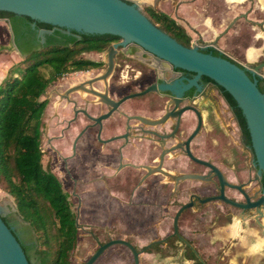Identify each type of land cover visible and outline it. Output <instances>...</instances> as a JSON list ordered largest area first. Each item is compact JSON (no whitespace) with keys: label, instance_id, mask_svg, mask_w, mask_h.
I'll return each instance as SVG.
<instances>
[{"label":"water","instance_id":"obj_1","mask_svg":"<svg viewBox=\"0 0 264 264\" xmlns=\"http://www.w3.org/2000/svg\"><path fill=\"white\" fill-rule=\"evenodd\" d=\"M8 21L17 54L115 43L103 80L41 96L40 153L77 220L73 264H140L176 234L190 244L179 215L202 205L264 215V61L247 68L219 38L184 45L138 0H0ZM7 213L0 264H32Z\"/></svg>","mask_w":264,"mask_h":264},{"label":"trees","instance_id":"obj_2","mask_svg":"<svg viewBox=\"0 0 264 264\" xmlns=\"http://www.w3.org/2000/svg\"><path fill=\"white\" fill-rule=\"evenodd\" d=\"M143 11L156 25L191 46V34L174 16L151 4L144 5ZM106 45H68L63 47L65 53L29 48L21 64L9 69L0 83V183L35 231L36 264H71L77 243L72 205L64 192L52 187L40 153L41 96L69 71L95 65L97 62L84 57L83 52ZM213 46L229 55L218 45ZM24 246L30 256V246ZM190 257L196 259L195 264H202L193 252Z\"/></svg>","mask_w":264,"mask_h":264},{"label":"rangeland","instance_id":"obj_3","mask_svg":"<svg viewBox=\"0 0 264 264\" xmlns=\"http://www.w3.org/2000/svg\"><path fill=\"white\" fill-rule=\"evenodd\" d=\"M255 1L256 0H251L249 2V4L252 5L250 10L254 7ZM141 7L142 10H144V6L142 5ZM254 16L258 17L261 21L256 22L254 19H238L230 29L222 35L226 37L228 45L225 47L218 45L230 56L245 64L252 62L246 59V51L249 48L261 50L262 55L259 56L256 61L264 60V10L256 9ZM180 23H182L191 34L193 41L197 43L206 42L205 39L199 35L197 29L193 32L189 28L190 26H187L184 22ZM11 36L12 32L9 23H0V66L3 67L7 74L9 69L21 64L23 59L22 54H17L13 51ZM261 71L264 75V67ZM77 75L79 74L69 73L66 74L64 78H58L53 81L47 87V91L43 96L47 95L49 92L55 91L59 83L65 82L66 80L71 81L75 77H78ZM6 208H8L7 215L11 218L12 222L16 224L20 234L27 235L28 240L31 238L35 239V231L29 222L23 219L18 211L14 197L5 189L4 185L0 183V209ZM261 222L264 224V219H262ZM262 227L261 224L255 221H241L240 215L235 212H185L181 220L182 231L195 242V245L200 247L201 251L209 259L210 264H238L241 260H238V256L242 257L243 264H264V247L256 251L252 248L253 244L259 242V240H262V237H264V233H262L264 227ZM243 228L244 230H242ZM249 235L250 238H248ZM238 237H241V239H238ZM236 240H239V243H232L233 241L236 242ZM241 248L251 250V255H247V257L241 255ZM76 251L77 245L72 254L71 264H73ZM169 253L170 254L166 257L155 253L141 261V264H192V262H184L181 253H175L173 251ZM223 255L225 259H222ZM33 258L37 263L35 255Z\"/></svg>","mask_w":264,"mask_h":264},{"label":"crops","instance_id":"obj_4","mask_svg":"<svg viewBox=\"0 0 264 264\" xmlns=\"http://www.w3.org/2000/svg\"><path fill=\"white\" fill-rule=\"evenodd\" d=\"M138 1L141 6L151 4L163 11H166L167 13L174 16L178 21L184 22L187 24V26H190L189 28L193 32H195L194 30L197 29L199 31V35L202 36L206 42H212L214 39L219 38L218 45L222 47L227 46L228 42L226 37H223L221 34L228 28L229 24L234 19H254L256 22H259L261 20H259L258 17H255L254 13L256 9L264 10V0H256L252 10H250L252 5L249 4L251 0ZM218 33L220 34L217 35ZM261 55L262 51L257 48H249L246 51V59L248 61L255 62ZM6 75L7 72L2 66H0V83L3 81Z\"/></svg>","mask_w":264,"mask_h":264},{"label":"flooded vegetation","instance_id":"obj_5","mask_svg":"<svg viewBox=\"0 0 264 264\" xmlns=\"http://www.w3.org/2000/svg\"><path fill=\"white\" fill-rule=\"evenodd\" d=\"M8 23H9V25L11 27L10 21H8ZM11 32H12V36L11 37H12V43H13V42H15V38H14V35H13L12 28H11ZM207 43L208 42H205V43L198 42V44L200 46H203V47L208 46V45H212V44H207ZM112 44H115V43H107V45L104 48H102V49H93V50H89V51H84L83 52V56L84 57L89 58V59H91V60H93V61H95L97 63L95 65H92L91 67H88V68H83V69H77V70L69 71L67 74H69V73L70 74L71 73H77V74H79V75L81 74V75L80 76L77 75L78 77H75L71 81L66 80L65 82L59 83L58 84V88H56V90L60 89L61 87H63L64 85H66L68 83L103 80L104 79V71H105V62L110 60L109 46L112 45ZM216 45H218V43ZM122 47H123V45H119V46L116 47V52L113 54V57L115 56V54ZM32 49H34V48H32ZM26 54H27V52L22 54V56H24ZM263 61L251 62V63H249V64H247L245 66L247 68L251 69L252 66H255L258 63L263 62ZM259 74L264 76L262 74L261 70H260ZM65 76H66V74L63 77H61V78H64ZM263 211H264V208H263ZM185 212H233V211H231V210H229V209H227V208H225V207H223L221 205H202V206H200L198 208L181 212L180 215H179V220H178L179 232H180V234H182V236H184L190 242V244H188L185 240H183L179 235L176 234V238L173 241V243L171 244L170 248L168 250L159 251L156 254H160V255L166 257V256H168L170 254L169 252H171V251H173L175 253H181L182 256H183L184 262H186V263L192 262V264H195L196 259L190 257L191 252H193L196 255V257L198 258V260H200L202 262L200 257L197 255V253L193 249V247H195V249L199 252L201 257L205 260V262L207 264H210L209 259L201 251L200 247L198 245H195V242L188 235H186L181 229V220H182V216H183V214ZM240 218H241V221H243V222H248V220L255 221L256 223L261 224L264 227V224L261 222V220L264 219V215H261L257 210L253 211L252 213H250L246 217H243V216L240 215ZM75 220H76V217H75ZM6 222L10 225V227H16L15 233L16 234H20V231L18 230V227L16 226L15 223L12 222L11 218L8 215H7V218H6ZM76 225H77V220H76ZM242 230H244V228ZM263 230H264V228H263ZM262 233H264V231ZM242 235H245V234H242ZM248 238H250V235L248 236ZM238 239H241V237L240 238L238 237ZM237 242L239 243V240H236V242L233 241L232 243H237ZM23 243H24V245L30 246L29 249H28L29 254H30V261L33 264H36V262L34 261V258H33L34 252H35V246H36V243H37L36 238L35 239L31 238L28 241H23ZM76 245H77V243H76ZM243 247H245V246H243ZM241 249L242 250H241L240 254L244 255L246 257H247V255H251V253H252L251 250H246L244 248H241ZM254 251H256V250H254ZM222 259H225L224 255L222 256ZM239 259H241V260L238 262V264H241V263L243 264L241 256L240 257L238 256V260ZM140 264H141V262H140ZM202 264H204V263L202 262Z\"/></svg>","mask_w":264,"mask_h":264},{"label":"bare ground","instance_id":"obj_6","mask_svg":"<svg viewBox=\"0 0 264 264\" xmlns=\"http://www.w3.org/2000/svg\"><path fill=\"white\" fill-rule=\"evenodd\" d=\"M256 239V238H255ZM251 246V245H250ZM264 247V237H262V240H259V242L253 244L252 248L253 250H258ZM246 249V248H245ZM246 251V250H245ZM244 252V251H243ZM254 252V251H253ZM248 254V253H247Z\"/></svg>","mask_w":264,"mask_h":264}]
</instances>
